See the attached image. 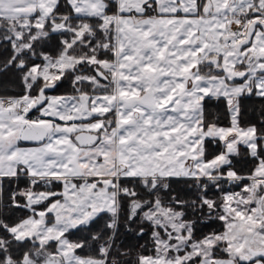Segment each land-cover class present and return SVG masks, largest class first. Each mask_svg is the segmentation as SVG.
I'll return each mask as SVG.
<instances>
[{
    "label": "snow or ice",
    "instance_id": "snow-or-ice-1",
    "mask_svg": "<svg viewBox=\"0 0 264 264\" xmlns=\"http://www.w3.org/2000/svg\"><path fill=\"white\" fill-rule=\"evenodd\" d=\"M0 264H264V0H0Z\"/></svg>",
    "mask_w": 264,
    "mask_h": 264
},
{
    "label": "trees",
    "instance_id": "trees-1",
    "mask_svg": "<svg viewBox=\"0 0 264 264\" xmlns=\"http://www.w3.org/2000/svg\"><path fill=\"white\" fill-rule=\"evenodd\" d=\"M63 91H64V89H61V92H63ZM57 94H58V93H57ZM258 105H259V102H258V101H252V102H250V103H249V111L251 112L252 108H253V107H258ZM128 243H130V244H134L135 241L129 240Z\"/></svg>",
    "mask_w": 264,
    "mask_h": 264
}]
</instances>
